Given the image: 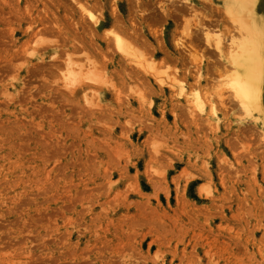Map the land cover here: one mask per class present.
I'll return each instance as SVG.
<instances>
[{"label":"rangeland","instance_id":"1","mask_svg":"<svg viewBox=\"0 0 264 264\" xmlns=\"http://www.w3.org/2000/svg\"><path fill=\"white\" fill-rule=\"evenodd\" d=\"M244 39L264 0H0V264H264Z\"/></svg>","mask_w":264,"mask_h":264},{"label":"bare ground","instance_id":"2","mask_svg":"<svg viewBox=\"0 0 264 264\" xmlns=\"http://www.w3.org/2000/svg\"><path fill=\"white\" fill-rule=\"evenodd\" d=\"M254 27L252 23L251 24L244 23V25L241 24V28L245 29L246 34H248L250 38H253L256 35V31ZM247 40L244 39L243 42L237 44L239 45V46L236 45L237 50L235 48V45H231L233 50L230 51V57L232 56V62L234 63V66L237 69L236 74L234 75V78L231 82V87L234 91V95L236 99L239 101L242 107L247 112H249L254 109H257L258 106L260 105L259 103L263 92L262 88H263L264 59L263 61H261L262 59L259 60L253 59L255 49H253V43L250 44L248 43ZM231 46L229 49H231ZM243 58L248 59L249 61L248 65H246V68L241 67V62Z\"/></svg>","mask_w":264,"mask_h":264}]
</instances>
